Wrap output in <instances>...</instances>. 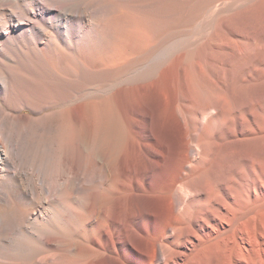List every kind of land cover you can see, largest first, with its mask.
<instances>
[{
    "label": "bare ground",
    "instance_id": "1",
    "mask_svg": "<svg viewBox=\"0 0 264 264\" xmlns=\"http://www.w3.org/2000/svg\"><path fill=\"white\" fill-rule=\"evenodd\" d=\"M0 264H264V0H0Z\"/></svg>",
    "mask_w": 264,
    "mask_h": 264
}]
</instances>
